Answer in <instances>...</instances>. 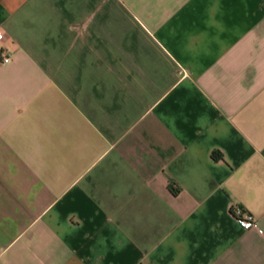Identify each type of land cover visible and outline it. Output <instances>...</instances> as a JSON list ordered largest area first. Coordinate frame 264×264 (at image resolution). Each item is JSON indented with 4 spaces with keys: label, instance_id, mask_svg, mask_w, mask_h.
Masks as SVG:
<instances>
[{
    "label": "crops",
    "instance_id": "crops-1",
    "mask_svg": "<svg viewBox=\"0 0 264 264\" xmlns=\"http://www.w3.org/2000/svg\"><path fill=\"white\" fill-rule=\"evenodd\" d=\"M0 32V264H264V0H0Z\"/></svg>",
    "mask_w": 264,
    "mask_h": 264
},
{
    "label": "built area",
    "instance_id": "built-area-1",
    "mask_svg": "<svg viewBox=\"0 0 264 264\" xmlns=\"http://www.w3.org/2000/svg\"><path fill=\"white\" fill-rule=\"evenodd\" d=\"M4 34L0 32V38H3ZM2 62L4 64H9L11 62V58L9 56H4L2 58ZM233 215L240 224L241 227L244 229H257L258 228V222L255 219V217L250 214L249 212H246L242 207H235L233 209Z\"/></svg>",
    "mask_w": 264,
    "mask_h": 264
},
{
    "label": "trees",
    "instance_id": "trees-1",
    "mask_svg": "<svg viewBox=\"0 0 264 264\" xmlns=\"http://www.w3.org/2000/svg\"><path fill=\"white\" fill-rule=\"evenodd\" d=\"M219 156H217V158H218Z\"/></svg>",
    "mask_w": 264,
    "mask_h": 264
}]
</instances>
